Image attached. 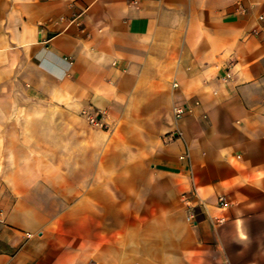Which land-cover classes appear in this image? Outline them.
<instances>
[{"label": "crops", "instance_id": "crops-1", "mask_svg": "<svg viewBox=\"0 0 264 264\" xmlns=\"http://www.w3.org/2000/svg\"><path fill=\"white\" fill-rule=\"evenodd\" d=\"M0 264H264V0H0Z\"/></svg>", "mask_w": 264, "mask_h": 264}, {"label": "built area", "instance_id": "built-area-1", "mask_svg": "<svg viewBox=\"0 0 264 264\" xmlns=\"http://www.w3.org/2000/svg\"><path fill=\"white\" fill-rule=\"evenodd\" d=\"M175 85H177V84L175 83ZM190 110H191L190 108H187L184 106H177L174 108V113H175V116L177 118H180L183 115L187 114ZM83 113L87 116V118L89 119V121L92 124L99 125L100 121L94 113H92L88 109H84ZM226 202H227V200L224 196L219 197V199H218L219 206H221V207L226 206ZM189 219H192V216H189ZM26 234H27V236H31V233H29V232H27Z\"/></svg>", "mask_w": 264, "mask_h": 264}]
</instances>
